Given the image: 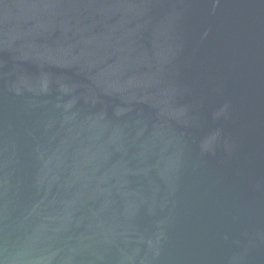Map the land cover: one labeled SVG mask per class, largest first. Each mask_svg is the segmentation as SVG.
I'll return each mask as SVG.
<instances>
[{"label": "water", "instance_id": "1", "mask_svg": "<svg viewBox=\"0 0 264 264\" xmlns=\"http://www.w3.org/2000/svg\"><path fill=\"white\" fill-rule=\"evenodd\" d=\"M0 264H264V0H0Z\"/></svg>", "mask_w": 264, "mask_h": 264}]
</instances>
